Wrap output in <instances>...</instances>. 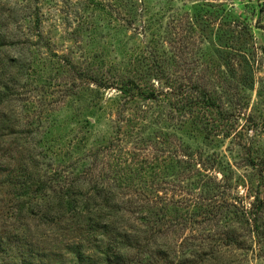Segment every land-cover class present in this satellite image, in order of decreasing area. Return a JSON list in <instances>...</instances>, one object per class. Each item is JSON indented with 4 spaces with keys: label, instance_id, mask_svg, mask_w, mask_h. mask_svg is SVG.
Returning <instances> with one entry per match:
<instances>
[{
    "label": "trees",
    "instance_id": "obj_1",
    "mask_svg": "<svg viewBox=\"0 0 264 264\" xmlns=\"http://www.w3.org/2000/svg\"><path fill=\"white\" fill-rule=\"evenodd\" d=\"M92 3L111 19L114 14L120 15L126 28L134 29L137 35L141 33L134 28L136 24L147 22V31L151 34L150 43L133 50H128L125 43L122 62L105 64V60H97L89 73L74 67L77 79L95 87L91 89L92 102L103 101L106 98L103 93L107 91L117 94L108 99L115 115L112 137L93 142L96 121L93 123L89 117H94L97 111L90 113L84 120L75 122L79 130L69 142L76 147L52 149L48 153L53 156H43L32 149V167L24 165V173L16 174L5 158L9 155L12 159L17 153L23 159L24 152H14L7 140L16 135L14 127L24 125L28 129L34 122L28 120L23 124L17 119L12 123L5 113L0 116V152H5L0 156V168L8 163L9 170L3 168L2 172L7 174L0 183L8 184L15 197L23 200V209L32 210L33 200L42 198L40 209H47L42 214L45 223L77 224L78 230L85 229L87 237L94 235L91 256H85L77 245L70 248L79 264H205L215 252L209 249L212 243L219 241L222 246L241 247L239 238L222 228L223 216L229 218L230 211L218 202L219 183L206 167L207 162L223 161L218 160L216 153H208L205 162L200 164L195 157L201 161L207 150H193L178 134L191 139L203 137L208 148L217 149L222 144L217 140L218 133H224L223 139L235 135L239 141L246 138L245 126L237 132L238 124L244 120L246 130H250L244 161L249 166H259L251 148L254 140L251 131L259 125L253 116H245L251 98L248 93L255 86L253 66L243 68L245 75L239 73L233 61L241 57L248 65V57L224 42L228 35L223 31L224 26L231 19L239 22L241 15L209 0L192 5V28L199 21L219 22L217 29H207L200 38L214 47L208 55L217 58L221 73L216 76L218 80L207 78L205 85H187L173 70L175 57L165 48L172 41V24L163 22L165 10L163 16L155 14L152 0H115L108 6L94 0ZM260 13H264V5ZM242 23L248 29L247 23ZM247 45L243 42L238 48L247 49ZM179 55L185 59L182 53ZM158 83H164L165 87L156 88ZM13 92L12 86L2 85L0 80V106L10 101ZM98 104L94 108L104 110L101 102ZM145 141L154 144L155 150L163 151L162 155L142 154L139 158V147L147 148ZM177 141L182 150H176ZM31 144L38 148L43 145ZM259 169L264 172L263 164ZM223 171L229 174L225 175L226 179L231 180L233 170L229 163ZM175 193L182 197L176 198ZM83 220L86 226L81 227ZM254 228L261 230L257 224ZM180 230L185 237L178 242L182 236L174 234Z\"/></svg>",
    "mask_w": 264,
    "mask_h": 264
},
{
    "label": "rangeland",
    "instance_id": "obj_2",
    "mask_svg": "<svg viewBox=\"0 0 264 264\" xmlns=\"http://www.w3.org/2000/svg\"><path fill=\"white\" fill-rule=\"evenodd\" d=\"M94 1L108 6L109 2L115 0ZM196 1L204 0H152L155 14L163 16L165 10L167 15L163 22L167 24L170 21L172 24V41L165 48L175 57L173 70L187 85H205L210 77L214 81L218 80L216 76L221 73L217 58L208 55L214 47L200 38L207 29H217L219 22L199 21L192 28L191 8ZM209 1L224 4L233 9L236 15H241L239 22L231 19L229 25L224 26L223 31L228 33L224 42L248 57V65L241 57L233 61L239 73L245 75L243 68L252 69L253 66L255 86L248 93L251 98L245 116H253L259 125L251 131L254 135L251 142L253 158L259 166L252 167L244 161V147L249 143L247 135L250 134L244 120L238 124L237 132L245 126L243 132L245 135L248 133L246 138L239 141L235 135L223 139L224 133H218L220 136L216 139L222 144L217 149L208 148L203 137L191 139L178 133L185 145H190L193 150H207L201 161L198 156L195 157L200 164L205 162L208 153H216L218 160L223 161L220 164H205L219 183L218 202L230 211L229 218L223 216L222 228L241 242L239 248L225 244L222 246L219 241L212 243L209 249L215 252L205 264H264V172L259 169L261 164L264 168V13H260L264 0ZM97 8L92 0H0V80L2 85H10L14 89L10 101L0 106V116L6 113L12 123L17 122V119L23 124L28 120L34 122L28 129L24 125L14 127L16 135L7 140L14 152H24L23 159L17 153L12 159L9 155L5 158L6 162H11L10 170L16 174L24 173V165L32 167V149H36L37 154L53 156L48 153L52 149L60 151L63 146L66 149L76 147L69 142L73 133L79 130L75 122L84 120L90 113L97 111L94 117H89L93 123L96 121L93 142L112 137L115 115L112 112L114 109L108 106V99L117 94L107 91L103 93L106 97L103 101L96 99L92 102L94 97L91 89L95 87L77 79L74 67L88 72L97 60H105V64L122 62L125 43L128 50H133L136 46L150 43L151 34L147 31L148 24L145 21H140L134 27L141 33L137 35L134 29L126 28L120 15L114 14L111 19L107 12ZM178 10L181 11L179 14ZM242 21L247 23L248 29H245ZM243 42H247V49L238 48ZM179 52L185 57L184 60ZM96 56L99 58L96 59ZM180 61L183 64H179ZM260 80L262 83H259ZM155 87L165 86L164 83H158ZM99 102L104 108L102 111L94 108L95 104L99 107ZM31 142L43 145L39 149ZM146 142L147 148L143 149V145L139 147V158H142V154L162 155L163 151L155 150L154 144ZM180 147L177 141L176 150H182ZM4 153L1 151L0 156ZM226 163L233 170L231 180L226 179L225 175L229 174L223 171ZM4 166L0 168V182L7 174L2 170H9L8 163ZM175 194L176 198L182 197L179 193ZM41 201L42 198H35L32 210L29 207L23 209V200L15 197L8 184L3 186L0 183V264H79L75 257L77 255L71 253L70 248L74 245L79 246L85 256L92 255L94 235L91 234L92 238L87 237L85 229L78 230L77 224L45 223L43 215L47 209H40ZM255 214H258L256 223ZM255 224L260 225L261 230H255ZM83 226H86L84 220ZM176 234L182 236L177 239L178 242L185 237L181 230L176 231Z\"/></svg>",
    "mask_w": 264,
    "mask_h": 264
}]
</instances>
